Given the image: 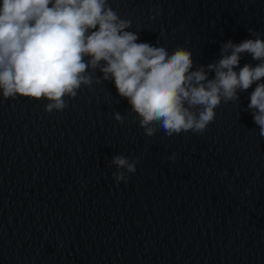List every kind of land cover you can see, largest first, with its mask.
Here are the masks:
<instances>
[{
	"label": "water",
	"instance_id": "obj_1",
	"mask_svg": "<svg viewBox=\"0 0 264 264\" xmlns=\"http://www.w3.org/2000/svg\"><path fill=\"white\" fill-rule=\"evenodd\" d=\"M108 4L137 42L191 50L193 70L217 62L229 40L264 38V0ZM258 63L242 54L240 67ZM255 87L222 102L205 132L171 137L146 135L112 80L51 113L47 100L0 91V264H264ZM117 155L139 160L127 182L113 175Z\"/></svg>",
	"mask_w": 264,
	"mask_h": 264
},
{
	"label": "clouds",
	"instance_id": "obj_2",
	"mask_svg": "<svg viewBox=\"0 0 264 264\" xmlns=\"http://www.w3.org/2000/svg\"><path fill=\"white\" fill-rule=\"evenodd\" d=\"M130 27L131 21L122 19L108 0H2L3 97L47 100L45 110L51 113L67 108L65 97L75 98L82 86L112 80L146 135L162 129L171 137L205 132L222 102H237L239 93L256 84L248 110L264 137V38L229 40L217 62L193 70L191 50L137 42ZM242 54L259 63L240 67ZM96 69L103 76L94 81ZM115 120L124 123L118 112ZM138 163L115 156L117 183L127 182Z\"/></svg>",
	"mask_w": 264,
	"mask_h": 264
}]
</instances>
